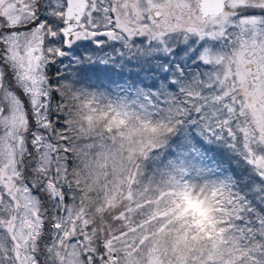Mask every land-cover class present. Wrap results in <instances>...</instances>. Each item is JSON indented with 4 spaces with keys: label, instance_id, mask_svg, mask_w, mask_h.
Instances as JSON below:
<instances>
[{
    "label": "snow or ice",
    "instance_id": "obj_1",
    "mask_svg": "<svg viewBox=\"0 0 264 264\" xmlns=\"http://www.w3.org/2000/svg\"><path fill=\"white\" fill-rule=\"evenodd\" d=\"M0 264H264V0H0Z\"/></svg>",
    "mask_w": 264,
    "mask_h": 264
},
{
    "label": "rangeland",
    "instance_id": "obj_2",
    "mask_svg": "<svg viewBox=\"0 0 264 264\" xmlns=\"http://www.w3.org/2000/svg\"><path fill=\"white\" fill-rule=\"evenodd\" d=\"M193 211H197V209L194 207V208H193Z\"/></svg>",
    "mask_w": 264,
    "mask_h": 264
}]
</instances>
